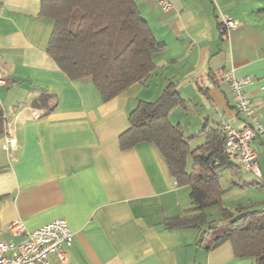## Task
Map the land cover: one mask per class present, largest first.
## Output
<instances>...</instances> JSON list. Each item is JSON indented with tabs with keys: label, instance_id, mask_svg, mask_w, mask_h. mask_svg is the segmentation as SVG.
I'll use <instances>...</instances> for the list:
<instances>
[{
	"label": "crops",
	"instance_id": "0c3cea01",
	"mask_svg": "<svg viewBox=\"0 0 264 264\" xmlns=\"http://www.w3.org/2000/svg\"><path fill=\"white\" fill-rule=\"evenodd\" d=\"M45 1L0 0V68L8 80L0 86V241L25 240L10 230L17 220L28 232L67 220L75 243L64 250L67 262L54 257L52 264H255L230 244L209 249L203 232L169 228L193 207L191 188L178 184L154 144L123 150L120 137L139 103L156 101L171 84L183 102L169 119L186 137L206 125L243 128L248 121L225 81L230 72L255 79L247 91L264 124V0H171L168 13L155 0H137L166 49L147 80L107 102L91 79L70 80L49 54L55 22L43 15ZM223 16L239 24L225 36ZM191 105L199 116L187 133L174 116ZM8 132L16 149L4 148ZM254 147L264 179V143ZM231 162L222 172L225 203L230 194L257 190L261 197L248 200L264 206V190L252 186L239 160Z\"/></svg>",
	"mask_w": 264,
	"mask_h": 264
},
{
	"label": "trees",
	"instance_id": "16d2710c",
	"mask_svg": "<svg viewBox=\"0 0 264 264\" xmlns=\"http://www.w3.org/2000/svg\"><path fill=\"white\" fill-rule=\"evenodd\" d=\"M43 15L55 22L48 51L57 66L72 81L91 79L106 102L147 80L155 71V57L166 49L142 16L137 0H51L44 2ZM47 100L42 98L34 106ZM182 102L174 84L156 101H141L130 115V128L120 137L121 148L154 144L178 184L191 188L193 207L185 216L168 221L169 228L198 230L212 237L209 249L230 244L236 257L264 264L263 204L227 207L224 197L230 189L223 187L222 172L232 160L225 153L226 136L221 128L206 125L199 134L186 137L169 119ZM4 134L5 113L0 105V136ZM252 186L264 190L259 182ZM212 207L218 208V220L210 219L207 210Z\"/></svg>",
	"mask_w": 264,
	"mask_h": 264
},
{
	"label": "built area",
	"instance_id": "2783aa9c",
	"mask_svg": "<svg viewBox=\"0 0 264 264\" xmlns=\"http://www.w3.org/2000/svg\"><path fill=\"white\" fill-rule=\"evenodd\" d=\"M155 1L164 13L170 12L174 7L171 0ZM238 27V22L233 18L223 16L222 33L226 35ZM225 81L234 93L238 114L248 121L241 129L229 124L223 125L221 129L226 136L225 153L231 160H239L245 171L262 178L259 154L254 142L264 143V124L256 115L247 91L254 85L255 79L249 75L238 77L230 72L225 76ZM7 84L6 75L0 68V86ZM4 148H17V139L10 132L6 134ZM10 230L14 236L24 235L26 238L18 244L0 241V264H52L54 257L67 262L64 250L73 247L75 243V235L67 220H56L33 232H28L25 224L17 220L10 225Z\"/></svg>",
	"mask_w": 264,
	"mask_h": 264
},
{
	"label": "rangeland",
	"instance_id": "374dc122",
	"mask_svg": "<svg viewBox=\"0 0 264 264\" xmlns=\"http://www.w3.org/2000/svg\"><path fill=\"white\" fill-rule=\"evenodd\" d=\"M191 108H192L191 111L189 110V112H187V110H185L183 107H179L178 113H176V115L174 116V121H181L182 125H183V127L187 133H190L189 132L190 131V129H189L190 119L194 120L196 122L195 119L199 116V109L194 105H191ZM195 146H197V144L194 143V147ZM245 176L247 179L255 180L256 182H259L262 185H264V179L263 178H257L252 173L245 174ZM225 179L226 180L224 182L226 185L227 183H229L230 180L227 178L226 175H225ZM261 195H262V193H260V191H257V190L249 191V192L248 191L237 192L236 195L230 194L229 196L226 197V205L230 209H233V208H235L236 205L241 204L240 201H246L245 203H242V204H248L250 202V200H248L249 197H252V199H257V197H261ZM258 201L260 202V205H262V201L261 200H258ZM207 212L211 215L210 219H215V220L219 219L220 215H219V211H218L217 207H212V208L208 209ZM207 239H208V243H209L210 240L212 239V237H210V235H208Z\"/></svg>",
	"mask_w": 264,
	"mask_h": 264
}]
</instances>
